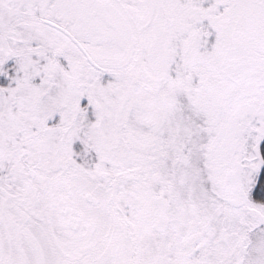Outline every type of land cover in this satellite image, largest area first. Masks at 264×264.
<instances>
[{"label":"snow or ice","instance_id":"6c2138e0","mask_svg":"<svg viewBox=\"0 0 264 264\" xmlns=\"http://www.w3.org/2000/svg\"><path fill=\"white\" fill-rule=\"evenodd\" d=\"M0 264H264V0H0Z\"/></svg>","mask_w":264,"mask_h":264}]
</instances>
